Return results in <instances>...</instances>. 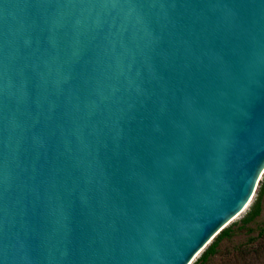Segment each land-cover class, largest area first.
I'll return each instance as SVG.
<instances>
[{
	"label": "water",
	"instance_id": "obj_1",
	"mask_svg": "<svg viewBox=\"0 0 264 264\" xmlns=\"http://www.w3.org/2000/svg\"><path fill=\"white\" fill-rule=\"evenodd\" d=\"M264 176V0H0V264H194Z\"/></svg>",
	"mask_w": 264,
	"mask_h": 264
},
{
	"label": "trees",
	"instance_id": "obj_2",
	"mask_svg": "<svg viewBox=\"0 0 264 264\" xmlns=\"http://www.w3.org/2000/svg\"><path fill=\"white\" fill-rule=\"evenodd\" d=\"M264 207V180L260 182V188L256 201L252 205L250 211L240 222L226 228L212 242V244L203 252L200 258L194 264H214L216 256L221 251L222 244L233 237L235 234L234 226L239 225V229H246L250 233L248 242L239 250L241 257L245 258L252 255L264 254V222L258 227L257 234H253L255 230L252 224L261 216Z\"/></svg>",
	"mask_w": 264,
	"mask_h": 264
},
{
	"label": "rangeland",
	"instance_id": "obj_3",
	"mask_svg": "<svg viewBox=\"0 0 264 264\" xmlns=\"http://www.w3.org/2000/svg\"><path fill=\"white\" fill-rule=\"evenodd\" d=\"M263 180H264V176L262 178V181ZM259 188H260V184L258 190ZM258 190L249 208L245 211V213L242 216L236 219L230 226H232L237 222H240L241 219L244 218L246 214L250 211L252 205L256 201ZM263 222H264V207L261 216L258 217L257 220L251 226L255 230L253 234H257L258 227L262 225ZM234 229H235V234L233 235L232 238L226 240L222 244L221 251L216 256L214 264H264V254L262 255L260 254L256 256L252 255L245 258L241 257L239 250L242 248V246H244L248 242L250 233L246 229H239V225L234 226Z\"/></svg>",
	"mask_w": 264,
	"mask_h": 264
}]
</instances>
